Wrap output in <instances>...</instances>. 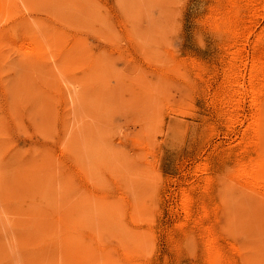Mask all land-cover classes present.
<instances>
[{"label":"rangeland","instance_id":"374dc122","mask_svg":"<svg viewBox=\"0 0 264 264\" xmlns=\"http://www.w3.org/2000/svg\"><path fill=\"white\" fill-rule=\"evenodd\" d=\"M260 185L264 0H0V264H264Z\"/></svg>","mask_w":264,"mask_h":264},{"label":"bare ground","instance_id":"6f19581e","mask_svg":"<svg viewBox=\"0 0 264 264\" xmlns=\"http://www.w3.org/2000/svg\"><path fill=\"white\" fill-rule=\"evenodd\" d=\"M256 116V115H255ZM247 173V172H246ZM248 177V176H247ZM249 181V180H248ZM249 184V183H248ZM252 184V183H251ZM248 186V185H247ZM251 186H253V185H251ZM255 186V185H254ZM257 186V185H256ZM259 186V185H258ZM257 186V187H258ZM263 186V185H262ZM250 188V187H249ZM260 188H261V185H260ZM252 189H253V187H252ZM251 189V190H252ZM262 190H263V188H261ZM256 191H258V189L256 190ZM262 192H264V190L262 191ZM188 199V198H187ZM187 203H188V201H187ZM186 207V206H185ZM188 207V206H187ZM2 209V208H1ZM187 209V208H186ZM48 237V236H47ZM92 246V245H91ZM98 248V247H97ZM102 250V249H101ZM58 251V250H57ZM96 251V250H95ZM42 252H44L43 250H42ZM41 252V253H42ZM212 253V252H211ZM211 253H209V254H211ZM47 254V253H46ZM213 254V253H212ZM216 254H218V253H216ZM42 255V254H41ZM67 256H68V254H66ZM122 255V254H121ZM49 257V256H48ZM76 257V256H75ZM212 258V260H213V256L211 257ZM38 259H39V257H38ZM80 258H78V260H79ZM218 259H219V257H218ZM65 260V259H64ZM39 261V260H38ZM45 261V260H44ZM47 261H48V258H47ZM68 261V260H67ZM212 262V261H211ZM46 263V262H45ZM50 262H48V264H49ZM55 264V263H54ZM62 264H63V262H62Z\"/></svg>","mask_w":264,"mask_h":264}]
</instances>
